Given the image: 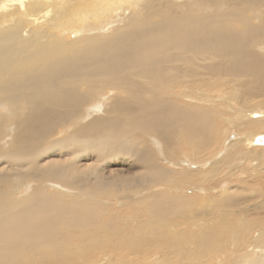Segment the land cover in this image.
Returning <instances> with one entry per match:
<instances>
[{
    "label": "bare ground",
    "instance_id": "1",
    "mask_svg": "<svg viewBox=\"0 0 264 264\" xmlns=\"http://www.w3.org/2000/svg\"><path fill=\"white\" fill-rule=\"evenodd\" d=\"M252 98L264 106V0H0V264H90L99 251L163 246L230 264L231 244L248 246L238 264H264L252 179L219 180L207 201L171 194L184 181L217 187L235 163L257 161L249 174L260 178L264 132L225 142L264 129V109L236 113ZM185 158L205 168L175 169ZM244 203L234 227L177 244L163 229ZM120 204L141 226H121Z\"/></svg>",
    "mask_w": 264,
    "mask_h": 264
},
{
    "label": "rangeland",
    "instance_id": "2",
    "mask_svg": "<svg viewBox=\"0 0 264 264\" xmlns=\"http://www.w3.org/2000/svg\"><path fill=\"white\" fill-rule=\"evenodd\" d=\"M31 21V20H30ZM125 25L127 26L128 22H124ZM124 23H119L120 25H123ZM110 29V28H109ZM216 96V95H215ZM217 98V97H214ZM212 99V98H211ZM257 99V98H256ZM218 102H220V100H217ZM251 103H254V105H243V106H238L236 108V113H242L243 117H241V119H245L246 121L249 119V116L244 114L245 110H260V109H264V106L258 104L256 102V100L254 98H252ZM226 106V105H224ZM249 108V109H248ZM219 112H222V108H218ZM225 112L226 114H234L235 111H231L228 110L227 108H225ZM247 112V111H246ZM247 117V118H245ZM220 121L222 122L221 128H223L225 131V127L228 125V121L225 119V122L222 121V118H219ZM240 119V120H241ZM230 125H232L231 123H229ZM258 131H263L264 129H257L251 132L248 131H243L241 134L240 133H236L238 131H229L228 132V136L225 137V142L226 139H230L231 138L234 140V134L238 136H242L243 134H253V133H258ZM221 132V131H220ZM60 136H62L60 134ZM60 136H57V138H60ZM260 136V135H259ZM258 136V137H259ZM234 137V138H233ZM55 138V139H57ZM232 139L230 141H232ZM145 141L148 144H152L151 140H148L147 138L145 139ZM262 144V143H259ZM224 150V149H223ZM245 151V149H244ZM260 151H264V150H260ZM260 151H255L256 153L260 152ZM253 154V153H252ZM247 158V156H246ZM244 158L240 159V161H243ZM183 160V159H182ZM185 161H181L180 165L177 166L175 169H178L180 171L184 170V171H188V172H197L200 169H204V165L202 164L201 160H196V161H188L187 158L184 159ZM259 161H262L259 159ZM257 162V161H256ZM256 162H253V165L256 164ZM162 164L169 166V163H167L166 161H162ZM207 164V163H206ZM252 164H248V169L244 170L242 172V168L243 166H239V163H235L233 166H231L229 168V172L227 173H223L221 178H213L212 181L215 180L214 185H218L217 183L219 182V180L224 181L225 179L227 180L226 185H230V184H242L243 181H245V179H252L248 185L252 186V190H254L255 193H259L261 191V195L259 198L256 199H252L249 200L247 202L253 203L256 202L258 204L260 203V200L262 199V197L264 196L263 194V190H264V170H262L260 172V175L257 179V177L250 175V171L254 170V166ZM260 168L264 169V163H260L259 164ZM244 173V174H243ZM204 182V184H202ZM201 184H197L195 183L193 186L187 185L189 184L188 181H184L182 184V188L175 191L172 190L173 195H184V196H192L195 194V196L199 197L200 200H204L207 201L209 199H211V197H217L219 196V191H222L221 188L224 187V183H222L223 185H218L217 187L212 188V184L210 183H206L208 182L207 178H205V181H203ZM221 184V183H219ZM166 186V185H161ZM201 187H204V191L202 190ZM164 190V189H162ZM251 189L245 188V193L248 197H253L254 195H252L253 191ZM165 192H167L168 190H164ZM251 191V195L248 194V192ZM157 190H154L151 192L152 193H156ZM147 193V191H146ZM142 194V193H141ZM144 195V194H143ZM127 199H122V203L125 204L127 202H125ZM120 204L118 205L115 210H119V215L126 216V220L124 218L120 219V223L122 227H132V228H136L138 225L141 226V221L140 219H138L137 217V212L135 211V213H133L132 209H129L127 205H123ZM245 203L238 206V207H231L228 206H214L212 207V211L213 214L211 215V217H209L208 215H204L202 217H197V219H195L194 222L192 223H186L184 222L182 219H178V221L176 222V224H166L164 226V230H166V233H168L171 237L170 242L171 244H177L179 242V239L183 236V234H187L189 236H192V239L195 237V234L198 233V230L204 226H215V225H223L224 227L230 226V227H234L238 224V222L245 217V213H243V209H244ZM144 218V217H143ZM218 223V224H212V223ZM149 227H143V230L145 231V233L150 232V230L148 229ZM253 231V230H252ZM256 232H250L249 234L252 237H258L257 234L260 233L262 230L261 228H256L255 229ZM126 232H123L122 235H124ZM254 233L256 235H254ZM177 239V241L175 240ZM106 244V243H105ZM252 246V245H251ZM159 247V246H158ZM231 250L233 251V258H231L230 264H238L239 262H244L243 258L246 255V252L248 250V246H239V247H235L232 246L231 244ZM130 251V250H129ZM199 257V256H198ZM202 260L205 262V264H223V263H219V262H215V261H211L208 258H202ZM89 261V260H88ZM88 263V262H87ZM197 257H191L188 254L187 255H183V254H177L174 251L171 250L170 247H159L157 250L149 247L148 250H146V252L144 254L141 255H136V254H128L126 252H122V251H118L115 252L113 254H107L105 251H99L97 253V255L94 257V260L90 263V264H197Z\"/></svg>",
    "mask_w": 264,
    "mask_h": 264
}]
</instances>
